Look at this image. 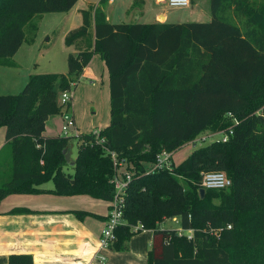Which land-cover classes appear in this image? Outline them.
Instances as JSON below:
<instances>
[{"label":"trees","instance_id":"obj_1","mask_svg":"<svg viewBox=\"0 0 264 264\" xmlns=\"http://www.w3.org/2000/svg\"><path fill=\"white\" fill-rule=\"evenodd\" d=\"M78 1L0 0V66L20 50L34 16L70 12ZM109 2L82 10V25L67 34L66 46L77 52L69 54L67 75H33L20 94L0 95V129L12 150L11 178L0 175V204L13 194H41L49 182L57 195L110 202V150L135 166L125 224L110 249L126 252L133 236L151 230L149 264H264V0H211L210 23L181 25L111 24ZM95 54L110 74L111 123L99 139L81 136L74 173L65 175L72 139L44 134L63 112L59 96L76 88ZM230 128L227 143L196 148L179 166L147 173L144 163L154 164L162 152ZM202 172H223L232 185L202 198ZM163 216L180 218L182 230L193 232L190 241L159 228ZM8 264L34 259L12 255Z\"/></svg>","mask_w":264,"mask_h":264},{"label":"crops","instance_id":"obj_2","mask_svg":"<svg viewBox=\"0 0 264 264\" xmlns=\"http://www.w3.org/2000/svg\"><path fill=\"white\" fill-rule=\"evenodd\" d=\"M117 1L114 0L113 4H109V6H114ZM128 1L130 2L128 3ZM92 3V0H79L70 12L58 13L62 14L69 24V27L64 31L65 35L72 29H77L76 27L82 25L81 11L92 7ZM145 3L146 0H122L115 8L111 7V10L105 9L107 20L111 24H131L124 22L127 17L124 16V13L128 15L135 8L142 10ZM208 6L210 11H207ZM190 8H192V17L206 18V22L203 20L199 21L198 18L197 21L182 23L170 22L165 19L152 24L181 25L186 23H210L213 20L211 0H196ZM120 18L123 19L120 20ZM113 19H115L114 22ZM78 22L79 24L76 26ZM26 43L27 41L17 54L9 59V65L0 67L19 68L20 65L17 63L16 57ZM73 53H76V51ZM68 55L67 51L63 52L61 60L68 59ZM100 77L104 86L108 84L110 90L108 66L99 54H95L88 66L84 68L82 79L86 78L89 81L96 82ZM109 126V122L101 124V131ZM44 135L51 138L46 131ZM7 147L5 129V140H2L0 144V154ZM74 149L75 147L73 146L71 161L75 162ZM151 166L152 164L146 169L151 168ZM40 189L43 190L41 194H13L1 202L0 264H8V259L12 255H31L34 259V264H149L153 246V231L143 230L133 236L128 242V251L126 252H116L112 249L100 251L99 242L110 212V202L88 196L57 195L53 193L55 190L53 182L42 185ZM16 210L25 212L14 213ZM76 211L86 212L89 215L79 218L75 214ZM96 256L105 257V261L96 260Z\"/></svg>","mask_w":264,"mask_h":264},{"label":"rangeland","instance_id":"obj_3","mask_svg":"<svg viewBox=\"0 0 264 264\" xmlns=\"http://www.w3.org/2000/svg\"><path fill=\"white\" fill-rule=\"evenodd\" d=\"M120 1L122 0H118L114 6L108 5L106 9L111 10V7L115 8ZM92 2V7H94L99 4L100 0H92ZM129 2L130 1H128V3ZM207 11H210L209 6ZM192 15V8H174L167 5H159L154 0H146L142 10L135 8L130 11L128 15L124 13V16H127L124 22L131 24H152L165 19L170 22L181 23L197 21L198 17H192ZM122 19L123 18H120V20ZM200 20L206 22V18L199 19V21ZM114 21L115 19H113V22ZM78 24L79 22L76 26H78ZM68 27V21L65 20L62 14L58 13L39 14L31 19L29 24L25 27V42L27 41V43L16 57V61L20 67H0L1 96L20 94L29 82L30 77L33 75L68 74V59H65L64 61L61 60L63 52L67 51L68 54L74 52V48H68L65 44L67 34L65 35L64 31ZM72 95L73 99L71 108L68 109L67 107H63L62 114L54 115L47 126L46 132L51 137H64L63 127L66 123L64 120V114L67 112L70 113L71 116H73L76 130L80 136L79 138H73L69 145V147L71 145L75 147L74 157L77 159L79 151L78 147L81 143H84L81 136L92 135L95 132H100L102 130L101 124L109 122L110 125L111 98L109 86L108 84L104 86L101 77L98 81L92 82L86 78L82 79L81 76L77 82L76 88H73L72 90ZM61 97L62 94L59 96V104L62 106ZM0 131L1 144L2 140H5V129L2 128ZM71 132L73 133L74 129H71ZM210 142L211 140H208L205 144L208 145ZM194 147V144H187L175 152L173 156V167L175 168L187 160L192 155L195 149ZM11 165L12 150L11 147L8 146L0 154V175L5 177L3 178L4 181H8L11 178ZM144 165L149 167L151 164L144 163ZM74 166L75 165L67 164L63 169V173L65 175H73L71 173H74V171L72 172V169L74 170ZM128 171L130 174H133L135 166L128 163ZM201 176L203 180V172L201 173ZM226 192H228V190ZM215 203H218V201ZM157 225L161 229L177 231L179 237L186 238L188 241H190V237L193 236V232L182 230L180 218L163 216L161 220L157 222ZM220 234V231H215L211 237L220 243ZM192 255L198 257L199 253L195 250Z\"/></svg>","mask_w":264,"mask_h":264},{"label":"built area","instance_id":"obj_4","mask_svg":"<svg viewBox=\"0 0 264 264\" xmlns=\"http://www.w3.org/2000/svg\"><path fill=\"white\" fill-rule=\"evenodd\" d=\"M159 5H167L174 8H190L194 1L196 0H155ZM114 0H110L109 4H113ZM72 91H67L62 94L61 104L63 107L71 108L72 105ZM259 115L264 117V111H260ZM65 125L63 127V136L66 138H79L78 131L76 130L75 121L73 116L70 113L64 114ZM235 125L237 121H234ZM71 129H74V132H71ZM233 129L230 128L228 132H213L207 131L200 136H198L191 144H194L195 147L205 146L208 140L212 144L215 142L227 143L230 137L233 135ZM100 133H95L99 139ZM100 145H104V140L98 141ZM207 146V145H206ZM108 156L111 157V160L114 164V176L112 183L115 188V193L113 200L110 201V212L105 223V228L102 231L99 250H108L113 244L115 239V231L117 228L125 224L124 220V210L126 208V197L128 195V189L134 178V173L130 174L128 171V162L126 159H122L116 152L107 150ZM173 154L172 152L164 151L159 154L156 158L154 164L151 168L146 169L148 174H155L164 170H171L173 168ZM125 165V167H124ZM232 185L231 180L223 172H209L203 175L202 188L205 190H217L222 191L229 188ZM144 229L143 226L134 228L135 231ZM231 229V226L228 227ZM192 237H190L191 239ZM96 260L105 261V257L96 256Z\"/></svg>","mask_w":264,"mask_h":264},{"label":"water","instance_id":"obj_5","mask_svg":"<svg viewBox=\"0 0 264 264\" xmlns=\"http://www.w3.org/2000/svg\"><path fill=\"white\" fill-rule=\"evenodd\" d=\"M72 147L73 146H70L68 149H66L64 151V155H65V159H66V161H67L68 164L75 165V162L74 161H71ZM205 193H206V190L202 188L200 190V195H201L202 198H204Z\"/></svg>","mask_w":264,"mask_h":264}]
</instances>
